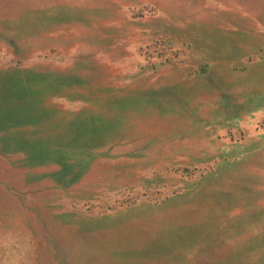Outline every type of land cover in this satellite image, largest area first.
Here are the masks:
<instances>
[{
    "label": "rangeland",
    "instance_id": "rangeland-1",
    "mask_svg": "<svg viewBox=\"0 0 264 264\" xmlns=\"http://www.w3.org/2000/svg\"><path fill=\"white\" fill-rule=\"evenodd\" d=\"M0 264H264V0H0Z\"/></svg>",
    "mask_w": 264,
    "mask_h": 264
},
{
    "label": "crops",
    "instance_id": "crops-1",
    "mask_svg": "<svg viewBox=\"0 0 264 264\" xmlns=\"http://www.w3.org/2000/svg\"><path fill=\"white\" fill-rule=\"evenodd\" d=\"M176 255L179 256L180 258L185 257V256H181V255H179V254H176Z\"/></svg>",
    "mask_w": 264,
    "mask_h": 264
}]
</instances>
